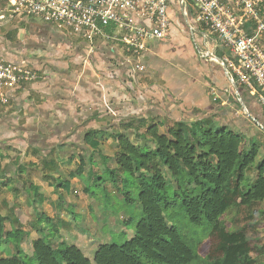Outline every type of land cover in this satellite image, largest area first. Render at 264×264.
I'll return each instance as SVG.
<instances>
[{"label":"crops","instance_id":"1","mask_svg":"<svg viewBox=\"0 0 264 264\" xmlns=\"http://www.w3.org/2000/svg\"><path fill=\"white\" fill-rule=\"evenodd\" d=\"M189 6L188 2L171 1L174 10H169L168 36L153 42L141 55V72L120 47L97 40L88 55L86 43H72L56 28L2 14L0 28L8 27L6 35L0 34V59L26 60L33 69L48 71L29 85L9 90L7 103L0 105V211L9 214V231L17 228V221L22 225L24 243L31 236L27 227H31L32 217L53 204L48 196L76 193L80 181L75 166L84 152L93 164L96 158L102 162L113 159L116 143L111 134L121 131V123L159 117L167 126L173 120L190 123L203 118L216 124L221 118L233 132L245 131L254 137V124L264 131L260 111L251 114V110L261 109L256 98L244 86L230 89L231 72L227 77L220 62L227 52L189 31ZM24 30L29 38L22 42ZM30 42L36 46L27 47ZM32 54H38L39 60H30ZM92 131L104 132L96 137L97 150L83 143ZM159 132L164 135L166 130ZM131 140L154 148L148 139ZM65 176L68 179L56 185L55 179ZM11 214L13 218H9ZM6 246L0 257L11 255L7 253H12V247Z\"/></svg>","mask_w":264,"mask_h":264},{"label":"trees","instance_id":"2","mask_svg":"<svg viewBox=\"0 0 264 264\" xmlns=\"http://www.w3.org/2000/svg\"><path fill=\"white\" fill-rule=\"evenodd\" d=\"M42 70L35 69L39 75ZM237 88L241 90L243 85ZM119 126L121 131L111 134L116 143L113 160L117 172L135 179L143 214L133 227L132 238L120 244L100 245L89 260L65 241L53 246L51 239L58 237L59 232L41 215L36 225L45 221L49 232L31 226L39 238L31 243L32 255L26 256L20 247L24 238L22 225L17 221V228L6 231V219L0 216V251L5 244L12 247L11 255L0 257V264H256L245 232H229L220 221L232 209L249 208L264 201V156H259L260 147L252 141L246 148L251 134L233 132L209 118L190 123L173 120L168 126L159 117L140 118ZM161 128L166 130L164 135L159 132ZM103 134L87 133L84 145L97 150V136ZM132 137L148 139L154 148L137 145ZM84 167L81 159L76 173L81 174ZM163 170L176 180L172 196L168 194ZM172 208H178L188 224L208 226L209 247L204 258L199 253L201 242L191 245L187 236L168 224L165 213ZM13 217L11 214L9 218ZM128 222L132 225V221Z\"/></svg>","mask_w":264,"mask_h":264},{"label":"built area","instance_id":"3","mask_svg":"<svg viewBox=\"0 0 264 264\" xmlns=\"http://www.w3.org/2000/svg\"><path fill=\"white\" fill-rule=\"evenodd\" d=\"M173 0H0L3 13L11 17L40 20L64 35L88 45L94 43L120 47L133 61L136 71L143 66L139 58L153 42L168 36L169 10ZM189 1L194 13L187 21L193 35H202L214 48L227 52L220 61L230 77V89L242 84L264 107V0H174ZM39 74L28 61L0 59V105L7 103V92L29 85Z\"/></svg>","mask_w":264,"mask_h":264},{"label":"rangeland","instance_id":"4","mask_svg":"<svg viewBox=\"0 0 264 264\" xmlns=\"http://www.w3.org/2000/svg\"><path fill=\"white\" fill-rule=\"evenodd\" d=\"M172 10L174 9L172 8L171 11ZM177 15L180 19L181 13L179 11ZM35 21L39 25L44 24L40 20ZM181 23L186 27L183 19ZM7 27V25L1 27L0 34L6 35ZM27 34L28 32L26 30H24V33L21 32L20 40L22 42L29 38V35L27 36ZM70 39L72 43H79L75 38ZM35 46L36 45L33 42L27 44V47L33 48ZM36 55L32 54V57H29L30 60H34L33 62L39 60ZM47 72L48 71L46 70H42L39 77L43 78L45 74H48ZM243 100L248 106L249 100L246 96ZM253 101L256 102V100ZM257 103L259 108L261 106V109L259 110L256 108L255 112L254 110H251V114L255 115V113L257 114V112L260 111L261 117L264 121V107L259 102ZM258 120H260V117H258ZM218 121L221 124L224 123V120L221 118ZM263 121L260 120L261 124L264 126ZM253 131L255 132L254 134L256 137H247L246 148H249V142H254L260 147L259 156L263 157L264 131L259 129L256 124L253 126ZM77 152L81 151L76 150V153ZM93 154L96 153L93 152ZM108 154H110V152H108ZM87 158L90 159L91 156L88 157V155H85V152L79 158V161L83 159L85 167L82 173L77 177L80 181V185L76 189V193L72 192L73 194L70 196H60L57 193L48 196V200L53 204H49V208L43 207L40 212H36L30 223L31 226L36 225L37 218L41 215L46 216L50 220L51 225L59 232L58 237L51 239L53 246H56L60 241H65L70 245L76 246L87 259L92 260L100 245L111 243L120 244L125 240L132 238L133 227L143 217V214L137 199L138 189L135 179L125 172H117V166L114 160L110 157L108 158V161L105 162L97 160L96 158V164L92 163V159L86 162ZM78 168L79 164H76L75 169ZM163 173L167 181L168 194L172 196L173 191L177 188L176 180L172 179L165 170H163ZM250 176L253 178L251 174ZM64 179H68L67 176L55 179L56 185H59ZM83 186L87 188L88 193L83 191ZM128 198L130 200H127ZM179 211L178 208H172L165 213V218L168 224L174 226L181 232V234L187 236L191 245H193L192 243L196 244L201 242L199 253L200 257L204 258L209 247L207 240L209 232L208 226L203 225L202 227H194L188 224L185 216ZM0 216L6 219L4 222V228L6 231H9V228L6 227V224H8V212L5 210L0 211ZM129 220L132 221V225L128 222ZM220 221L229 232L239 230L244 231L253 250L251 255L252 258L256 261V264H264V201L254 204L249 208L232 209L222 216ZM45 224L46 222L42 221L41 225L37 226L38 228L40 227V229L44 228L45 233H48L50 228H45ZM27 230H29L31 236L29 239L25 238V243L23 241L22 251L26 256H31L32 252L30 243H32L34 235L36 239L39 238V235L31 227H27ZM6 247H10V245H7ZM3 254L4 252H1L0 256ZM9 254H11L10 250L7 255ZM198 264L202 263L199 262Z\"/></svg>","mask_w":264,"mask_h":264}]
</instances>
